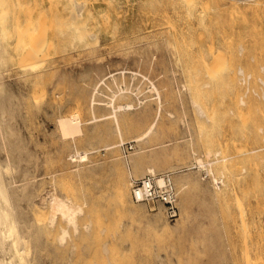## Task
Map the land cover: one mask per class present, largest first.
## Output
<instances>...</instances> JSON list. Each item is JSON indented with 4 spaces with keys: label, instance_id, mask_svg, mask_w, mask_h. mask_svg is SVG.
<instances>
[{
    "label": "rangeland",
    "instance_id": "1",
    "mask_svg": "<svg viewBox=\"0 0 264 264\" xmlns=\"http://www.w3.org/2000/svg\"><path fill=\"white\" fill-rule=\"evenodd\" d=\"M80 1L84 15L75 24L68 19L72 0L5 2L10 54L1 72L11 89L3 93L2 100L8 111L13 109L9 114L14 117L7 112L5 122L14 123L15 132H0V139L5 140H0L4 142L3 146L0 143V160L3 164L10 161L3 170L9 177L5 176V183L15 190L19 214L31 203L43 206L40 196L47 198L56 191L82 204L81 223L92 222L90 230L72 232L61 245L54 238L55 231L45 232L39 226L38 209L30 205L31 214L30 208L25 209L29 216L20 214L28 218L24 221L35 215L30 229H36V237L24 228H29L30 221L22 229L24 239H37V247L35 241L32 246L26 239L32 252L28 254L30 264H247L248 249L247 255L253 260L261 256L259 264H264V115L260 116L264 113V0ZM91 30L98 35L94 43L95 38L87 36ZM112 74L121 84H116ZM104 76L105 83L113 87L129 84L134 92L118 98L117 103L135 105L122 115L124 143L106 150L103 144L117 142L120 135L111 117L92 120L90 104L93 86ZM151 81L162 94L159 116ZM105 83L97 95L98 115L111 111L106 102L117 89ZM199 106L206 110L204 115ZM61 116H78L83 123L81 135L63 137L58 123ZM154 121L153 132L137 141L136 136ZM92 144L102 146L89 154V160L70 159L76 147L91 151ZM138 149L139 155L135 154ZM130 156L139 163H131ZM196 157L205 165L199 166ZM10 163L14 169L11 165L8 169ZM150 164H155L159 174L173 175L179 207L173 220L163 207L139 205L132 198L130 182L150 174L144 173ZM27 170L32 174L23 173ZM120 179L129 181L130 203L142 209L141 216L111 210ZM23 183L31 190L35 186L37 194L32 191L31 201L21 196L25 190L19 192ZM17 193L21 194L17 197Z\"/></svg>",
    "mask_w": 264,
    "mask_h": 264
},
{
    "label": "bare ground",
    "instance_id": "2",
    "mask_svg": "<svg viewBox=\"0 0 264 264\" xmlns=\"http://www.w3.org/2000/svg\"><path fill=\"white\" fill-rule=\"evenodd\" d=\"M83 1V0H82ZM186 1H188V2H193L194 0H186ZM6 0H0V105H1V107H0V132L1 133H3V132H8V134L9 135H12L13 133H15V132H13V125H14V123H13V121L12 120H10V121H12V123H13V125L12 124H9V123H6L5 121H6V119H7V115H6V113L8 112V114H9V112L11 113V110H13V109H9V111L7 110V108L8 107H4V105H3V103H5V102H3V100H2V95H3V93L5 94V92H7V91H9L11 88H10V84H8V82H10V81H8L7 80V78L4 80V76H3V74L2 73H4L3 71L1 72V67L4 65V64H6V62H7V57H8V55L10 54V51L7 49V45H6V41H7V38H6V34H5V30L7 29V24H8V14L4 11L5 10V6H6ZM184 3H185V1H183ZM196 2V1H195ZM194 5V4H193ZM88 8V7H87ZM84 15V3L83 2H81L80 0H72V11H71V14H70V16H69V21H71L72 22V24H75V23H79L80 21H81V18H82V16ZM263 16H264V13L262 14ZM256 16H257V14H256ZM261 17V16H260ZM263 18V17H262ZM262 20H264V19H262ZM67 22V21H66ZM251 22H253V21H251ZM258 22V21H257ZM263 22V21H262ZM68 23V22H67ZM252 25H253V23H251ZM258 24V23H257ZM256 24V25H257ZM260 24V23H259ZM258 24V25H259ZM251 25V26H252ZM255 25V24H254ZM254 27H256V26H254ZM253 27V28H254ZM258 27V26H257ZM259 28V27H258ZM257 30V29H256ZM253 33H255V30H254V32ZM257 33H259V30H258V32L256 31V34ZM88 38L90 37L91 39H94L95 41H91V42H96V36H98L97 35V33H95L94 31H90L89 33H88ZM255 37V36H254ZM256 37H257V35H256ZM112 39V38H111ZM115 39V38H114ZM120 40H121V38H119ZM252 39H255V38H252ZM257 39V38H256ZM87 40H90V39H87ZM143 42V41H142ZM93 43H92V45H93ZM115 43V42H114ZM91 44V43H90ZM89 44V45H90ZM94 45H96V44H94ZM88 47V46H87ZM211 48V47H210ZM213 50H214V47H213ZM216 50V49H215ZM8 51H9V53H8ZM209 51H211V50H208V53H209ZM218 51V50H217ZM217 51H216V53H217ZM220 51V50H219ZM219 51H218V53H219ZM211 53V52H210ZM212 54V53H211ZM213 56H214V54H213ZM258 60H259V58H258ZM214 61V60H213ZM218 61V60H217ZM216 62V61H215ZM218 62H223V60L222 61H218ZM216 65V64H215ZM221 65V64H220ZM10 68V67H9ZM13 68V67H12ZM224 69H226V68H224ZM223 68H222V70H224ZM257 69V68H256ZM5 70H8V69H5ZM228 70V69H227ZM9 71V70H8ZM11 71V70H10ZM32 71V70H31ZM34 71V70H33ZM224 71H226V70H224ZM133 72V71H132ZM222 72V71H221ZM236 72V71H235ZM113 73V72H112ZM120 73H121V71H120ZM220 73V72H219ZM5 74V73H4ZM7 74V73H6ZM31 74V73H30ZM111 74V73H110ZM110 74H109V76H110ZM122 74L123 75H125V71H123L122 70ZM228 74V73H227ZM236 74V73H235ZM117 75V74H116ZM121 75V74H120ZM119 75V76H120ZM134 75H136V73L135 72H133V76ZM215 75V74H214ZM217 75H219L218 73H217ZM10 76V75H9ZM31 76V75H30ZM106 76H107V73H106ZM112 77L111 78H113V80H118V83H116V84H121V83H119V79H117V77L115 76V74H112L111 75ZM132 76V77H133ZM230 76V75H229ZM253 76V75H252ZM105 77V76H104ZM104 77H102L101 79H100V81H101V83H100V81H97V83L93 86V89H92V91H91V94H90V104L92 105L91 107V113H92V115H93V117H92V120H94V121H100V120H103L104 121V119H108V117H111L112 118V120L114 121V125H115V129H116V131H117V133L120 135V138H119V140L117 141V142H107L106 144H103L104 146V149L106 150V149H115V147H118V146H122V144L124 143V141H125V138H124V136H123V134H124V128H123V114H125V113H128V112H130V110H132L134 107H135V105H134V103L133 102H130V101H127V102H125V103H117V99L118 98H120V97H124V96H126L129 92H134V90H132V89H130V87L128 86V85H125V83L123 82V84H124V86L123 87H121L120 85H115L114 87L112 86V84L111 83H109L108 82V84H109V87H110V85H111V87H113V88H115L116 86H117V89L115 88L114 90L113 89H111V90H113V95L111 94V99L110 100H108L107 102H106V104H108V106L111 108V111L109 112V113H107L109 116H106L107 114H105V113H103V115H98L97 114V112H96V106H97V104H99L100 106H101V103L99 102L100 100V98H98L97 97V95L98 94H100L101 92H102V90H101V84L103 83H105L106 82V77L104 78ZM146 77V76H145ZM214 78H215V76H213ZM213 77H211V78H213ZM222 77H224V75L222 76ZM110 78V79H111ZM235 78V77H234ZM108 79V78H107ZM216 79V78H215ZM218 79V78H217ZM216 79V80H217ZM6 80L8 81V82H6ZM215 80V81H216ZM221 80H223V78L221 79ZM108 81V80H107ZM112 80H110V82H111ZM117 82V81H116ZM219 82V81H218ZM222 82V81H221ZM232 82V81H231ZM224 83L225 82H223V85H224ZM108 84H106L105 83V85H107L108 86ZM127 84V83H126ZM234 84V83H233ZM222 85V84H221ZM237 85V84H236ZM12 86V85H11ZM149 87H150V89L151 90H154L155 92H156V98L158 99V110H157V116H159L160 114H161V109H162V94H161V91L159 90V88L157 87V85H156V83L155 82H153V81H151V84L149 85ZM132 88V87H131ZM139 88V87H138ZM237 88H239V87H237ZM102 89H104V88H102ZM136 89V88H135ZM137 91L139 90V89H136ZM234 90V89H233ZM236 90V89H235ZM241 90V89H240ZM239 90V91H240ZM12 91V90H11ZM136 91V92H137ZM12 92H14V91H12ZM12 92H11V94H12ZM16 92V91H15ZM241 92V91H240ZM112 93V92H111ZM138 93V92H137ZM242 93V92H241ZM7 94H8V92H7ZM6 94V95H7ZM14 94V93H13ZM17 94V93H16ZM110 94V93H109ZM240 94V93H239ZM252 95V94H251ZM8 96V95H7ZM10 96V95H9ZM12 97H13V95H11ZM14 96H16V95H14ZM17 98H19L18 96H16ZM108 97H109V95H108ZM11 98V97H10ZM6 99H8L7 97H6ZM6 99H5V101H6ZM12 99V98H11ZM106 99V98H105ZM230 99H231V97H230ZM250 99V98H249ZM9 100V99H8ZM14 100V99H13ZM99 100V101H98ZM251 100V99H250ZM104 101V100H103ZM236 101V100H235ZM234 101V102H235ZM245 101V100H244ZM8 102H10L11 104H12V102L9 100ZM142 100H140V102L139 103H141L142 104ZM242 102L243 101H240V103L242 104ZM6 103H7V101H6ZM198 103V102H197ZM197 103H195V104H197ZM252 103V102H251ZM7 104H9V103H7ZM14 104V103H13ZM13 104H12V106H13ZM243 104H244V102H243ZM6 105V104H5ZM99 105H98V107H99ZM199 105V104H198ZM246 105V104H245ZM251 105V104H250ZM9 106V105H8ZM11 106V105H10ZM9 106V107H10ZM11 106V107H12ZM10 107V108H11ZM198 107V106H197ZM240 107H242V106H240ZM251 107V106H250ZM14 108V107H13ZM102 108H104V107H102ZM106 108V107H105ZM199 108H200V106H199ZM233 108V107H232ZM235 108V107H234ZM233 108V109H234ZM261 108V107H260ZM99 109V108H98ZM236 109H237V107H236ZM236 109H235V111H236ZM241 109V108H240ZM240 109H239V111H240ZM244 109V108H243ZM243 109H241L242 111H244ZM247 109H249V108H247ZM200 112H202L203 113V115H204V111H206V110H203V109H201L200 108V110H199ZM251 111V110H250ZM262 112L263 111H261V114H260V116L261 115H264V113L262 114ZM237 114V113H236ZM246 114V113H245ZM9 115H11V114H9ZM13 115V114H12ZM12 115H11V117H12ZM248 115V114H247ZM102 116V117H101ZM246 116V115H245ZM13 117H14V115H13ZM237 117V116H236ZM240 117V116H239ZM9 118V117H8ZM245 118V117H244ZM251 118V117H250ZM245 119V120H251V119ZM241 119V118H240ZM243 119V118H242ZM260 119H261V117H260ZM2 120H4V121H2ZM262 120H263V118H262ZM8 121V120H7ZM89 121V120H88ZM88 121H87V123H88ZM238 121V120H237ZM261 121V120H260ZM264 121V120H263ZM15 122V121H14ZM90 122V121H89ZM93 122V121H92ZM253 122V121H252ZM58 123H59V130H61L60 132L62 133V136L63 137H65V136H72V137H76V135L78 134H80L83 130H82V128H83V123H82V121L80 120V118L77 116H61L60 118H59V120H58ZM91 123V122H90ZM89 123V124H90ZM97 122H95V124H96ZM248 123V122H247ZM246 123V124H247ZM264 122H262V124H263ZM155 124H156V122L154 121L153 122V124L144 132V133H142L141 135H138V136H136V140L137 141H141V140H143V139H145L147 136H149L152 132H153V130H154V128H155ZM246 124H244V125H246ZM12 125V126H11ZM91 125H92V123H91ZM97 125H99V124H97ZM96 125V126H97ZM264 125V124H263ZM13 127V128H12ZM15 130V129H14ZM17 131H18V129H17ZM16 131V132H17ZM7 134V133H6ZM19 134V133H18ZM100 134H102V133H100ZM16 135V134H15ZM81 135V134H80ZM99 135V134H98ZM1 136V135H0ZM2 136H4V135H2ZM6 136V135H5ZM18 136V135H17ZM103 136V135H102ZM19 137V136H18ZM95 138V137H94ZM102 138V137H101ZM100 138V136L99 137H97V139L99 140V139H101ZM4 138H2V139H0V140H3ZM7 139V138H6ZM14 139H17V142L16 143H19L20 141H18L19 140V138H14ZM89 139V138H88ZM8 140L9 139H7V142H8ZM13 140V139H12ZM3 141H5V140H3ZM9 141H11V139L9 140ZM91 141V140H90ZM2 142V141H1ZM0 142V143H1ZM97 142H99V141H97ZM261 142V141H260ZM6 143V142H5ZM11 143H13V142H11ZM15 143V144H16ZM7 144H9V143H7ZM94 144V143H93ZM93 144H92V149H91V151L90 150H88V149H84V148H78V147H74L75 148V150H74V152H71L70 154H71V156H70V159H71V157H72V159H74V158H77V159H75V160H78L79 159V161H85V159L87 160L88 159V157H89V154L90 153H93V150L95 151L96 149H97V151H98V148L100 147V146H102V145H95L94 147H93ZM4 145V142H3V144L1 143V146H3ZM164 145H166V144H164ZM262 145V144H261ZM5 146H6V144H5ZM10 145H7V147H9ZM16 147H17V144L15 145ZM19 146V145H18ZM24 146V145H23ZM91 146V145H90ZM99 146V147H98ZM20 147V146H19ZM6 148V147H5ZM4 148V149H5ZM13 148V147H12ZM22 148V147H21ZM91 148V147H90ZM11 149V148H10ZM9 149V150H10ZM14 149V148H13ZM13 149H11V151L13 150ZM15 149H17V148H15ZM14 149V150H15ZM100 149V148H99ZM6 150H8V148L6 149ZM118 150V149H117ZM141 150V149H140ZM139 149H138V151L137 150H135L136 152H135V154H140L141 153V151H140ZM264 150V149H263ZM217 151V150H216ZM219 151V150H218ZM13 152H15V151H12V153ZM134 152V151H133ZM215 152V151H214ZM9 153H11V152H9ZM24 153V152H23ZM220 153V152H219ZM19 154V153H18ZM17 153H16V155H18ZM28 154V153H27ZM215 154H216V152H215ZM245 154V153H244ZM15 155V156H16ZM20 155V154H19ZM19 155H18V159H19ZM133 155V157L135 156V157H137V155H134V153L132 154ZM208 155V154H207ZM209 155H210V152H209ZM10 155H8V157H9ZM14 156V157H15ZM118 156V155H117ZM29 156H27V158H28ZM116 157V156H115ZM115 157H113V160H114V158ZM125 157H127V156H125ZM131 157L132 156H130V157H128L129 159H130V161H131V163H133V161H135L133 158H132V160H131ZM138 158V157H137ZM2 159V158H1ZM20 159H21V157H20ZM20 159H19V161H20ZM71 159V160H72ZM122 159V158H121ZM124 159V158H123ZM129 159H127L128 161H129ZM217 159V158H216ZM215 159V160H216ZM248 159V158H247ZM8 160V158L6 159V161ZM26 160V159H25ZM89 160V159H88ZM116 160V159H115ZM120 160V159H119ZM118 160V161H119ZM137 160V159H136ZM220 159H218V161H219ZM223 160V159H222ZM253 160H254V158H253ZM5 161V162H6ZM83 161V162H84ZM126 161V160H125ZM138 161V160H137ZM137 161H135V163H137ZM196 161L199 163V166L201 165H205V162L203 161V159L201 158V157H196ZM195 161V162H196ZM213 161V160H212ZM217 161V160H216ZM255 161V160H254ZM8 162H10L9 160H8ZM8 162H6V163H8ZM14 162V161H13ZM16 162V161H15ZM70 162V161H69ZM77 162V161H76ZM89 162V161H88ZM93 162V161H92ZM4 163V162H3ZM2 163V161L0 160V264H30V262L32 261V259H31V261L29 262V255L32 253V252H29V248H28V246H27V243H26V239H29V238H26V239H24V232H22V229H24V228H26L25 230H27V231H29L30 232V225H32V223H33V221H34V219H35V215H34V218H33V216H32V218H33V220L32 219H29V221H30V223L31 224H29V230L27 229V227H24L23 228V226H28L27 224H26V222H29V221H24V220H28V218L27 219H25V216H24V219L20 216V214L22 213V212H26L27 211V209L28 208H30L29 209V212H30V210L32 209L31 207L33 206V204L31 203V204H29V207H28V205L26 206L27 207V209L25 208V206H23L24 208L22 209V210H24V211H20V214L17 212V209L19 208V206H16V204L19 202V201H16L18 198H16V193H15V190H10L11 189V187L9 188L8 186H7V184L5 183V180H4V178H8V180H9V177L8 176H6V175H4L3 174V170H4V168L6 167L5 165H6V163L5 164H3ZM17 163V162H16ZM79 163V162H78ZM119 163V162H118ZM139 163V162H138ZM137 163V164H138ZM209 164H212L213 162H208ZM214 163H215V161H214ZM254 163V162H253ZM14 164V163H13ZM11 165V163L10 164H8L9 166H8V169L10 168V165L11 166H13V168H10V169H14L15 168V165ZM101 164V163H100ZM127 164V163H126ZM129 164V163H128ZM142 164V163H141ZM18 165H19V163H18ZM131 165V164H130ZM253 165V164H252ZM20 166V165H19ZM134 164L132 165V168H134ZM255 166V165H254ZM93 167V166H92ZM97 167V166H96ZM96 167H94V168H96ZM126 167H128V166H126ZM129 167H131V166H129ZM128 167V168H129ZM141 167H143V166H141ZM249 167V166H248ZM257 167V166H256ZM19 168V167H18ZM89 168H91V167H89ZM137 168H138V166L137 167H135V169L137 170ZM251 168V167H250ZM139 169H141L140 168V166H139ZM255 169V168H254ZM79 170V169H78ZM131 170V169H130ZM142 170V169H141ZM250 170V169H249ZM9 171V170H8ZM31 170H27V171H22L23 173H25L26 172V174L28 173L29 175L30 174H32L31 172H30ZM126 171V170H125ZM132 172H133V170H131ZM140 171V170H139ZM150 173V174H152V175H155V178H156V183H157V185L160 187V188H163V186L165 185V183H166V176L164 175V174H159L158 172H157V169H156V167H155V164H153V165H149L148 167H147V169L145 170L144 169V173ZM175 171V170H174ZM174 171H172L173 173H174ZM177 171V170H176ZM22 172H20V173H22ZM80 172V171H79ZM263 172V171H262ZM5 173V172H4ZM130 173V175L131 174H133V173H131V172H129ZM128 173V174H129ZM137 173V172H136ZM143 173V172H142ZM158 173V174H157ZM25 174V175H26ZM167 174V173H166ZM169 174H170V172H169ZM260 174H261V171H260ZM264 174V173H263ZM8 175H10V174H8ZM21 175L22 174H20V176L19 177H21ZM24 175V174H23ZM24 175V176H25ZM28 175V176H29ZM141 175V174H140ZM170 175H172V173L170 174ZM6 176V177H5ZM13 176V175H12ZM27 176V177H28ZM262 176H264V175H262ZM15 177H17V176H15ZM26 177V176H25ZM24 177V178H25ZM30 177V176H29ZM28 177V178H29ZM32 177V176H31ZM128 177V176H127ZM143 177V176H142ZM173 177V175L171 176V178ZM22 178H23V176H22ZM24 178H23V180H24ZM121 178H123V177H121ZM130 178V177H129ZM15 179V178H14ZM17 179V178H16ZM31 179V178H30ZM29 179V180H30ZM106 179V178H105ZM133 179H134V177H133ZM132 179V180H133ZM173 179V178H172ZM215 179V178H214ZM264 179V178H263ZM262 178H261V181L263 180ZM13 180V179H12ZM25 180H26V178H25ZM24 180V181H25ZM126 180V179H125ZM16 181V180H15ZM18 181V180H17ZM19 181H20V179H19ZM18 181V182H19ZM22 181V180H21ZM23 181V182H24ZM28 180H26V182H27ZM107 181V180H106ZM119 181V180H118ZM173 181H174V179H173ZM216 180H214V182H215ZM264 181V180H263ZM14 182V181H13ZM25 182V183H26ZM29 182V181H28ZM30 182H31V180H30ZM29 182V183H30ZM99 182V181H98ZM128 180H126V181H124V180H121L120 179V181H119V183H117L118 184V188H117V190L115 191V199L116 200H114L113 202L115 203H113V204H111L112 206H111V210L113 211V212H117V209H118V211H123V212H125V211H127V213L128 214H131L132 213V215H133V213L135 214V213H137V214H135V215H137L138 217L139 216H141L139 213H141L142 211V209L140 210V208L139 207H135L134 205H132L131 203H130V200H129V188H128ZM217 182V181H216ZM222 182V181H221ZM9 183V182H8ZM17 183V182H16ZM32 183V182H31ZM130 183H132V181L130 182ZM15 184V183H14ZM103 184V183H102ZM11 185H12V183H11ZM19 185V184H18ZM22 184H20L19 185V187H21V191L19 190V192H22L23 190H25V192L24 193H20L21 194V196L23 195V197H25L28 201H31L32 200V197H33V192L32 191H34V190H36V189H34L35 188V186H34V190L32 189H29L27 186H24V183H23V187L24 188H26V189H24V188H22V186H21ZM26 185H28V183L26 184ZM32 185V184H31ZM100 186V185H99ZM18 187V186H17ZM41 187V186H40ZM110 188V187H109ZM111 189V188H110ZM109 189V190H110ZM42 190V189H41ZM45 190V189H44ZM99 190H100V188H99ZM48 191V190H47ZM34 192H36V191H34ZM51 192V191H50ZM54 192V191H53ZM56 192V191H55ZM48 193V194H51V196H48V194H47V198H45V197H42V196H44L43 194L40 196L41 197V204L43 205V206H36V200H33L34 202H35V207L38 209V215H37V220L39 221V223H40V225L39 226H41V227H43L44 229V231L46 232V231H49V229H52V232L53 231H55V233L57 234V237H54V235L55 234H53V237L54 238H57L56 239V241H58V243H60L61 245L63 244L64 245V243L67 241V239H68V237L69 236H71V235H73V234H71L72 232L74 233H78V232H80L81 231V229H83L84 230V228H87L88 230H90L89 228H91V224H92V222L91 221H85V222H83V223H81V220H79L80 218V215H82V214H80V213H82V211L84 210V207L82 206V204L81 203H78V202H76L75 200H74V198L73 199H70V197L71 196H69V198L67 197V195H65L67 198H65L64 197V194L63 195H58L57 193ZM104 192V191H103ZM45 193H47V192H45ZM264 193V192H263ZM20 194H18L17 193V197H18V195H20ZM36 194H37V192H36ZM40 194V193H39ZM21 196H19L20 198V200H21ZM62 196V197H61ZM112 196V195H111ZM264 196V195H263ZM36 197L38 198V195H36ZM39 197V198H40ZM25 198H24V202L26 201L25 200ZM262 200H263V198H262ZM261 200V201H262ZM28 201H26V202H28ZM116 201V202H115ZM17 202V203H16ZM87 202V201H86ZM84 203V202H83ZM139 203V205H140V203L141 204H143L144 205V203L143 202H138ZM263 203V202H262ZM19 204H23V203H19ZM18 205V204H17ZM20 205V206H21ZM30 205H32L31 207H30ZM38 205V204H37ZM33 206V207H34ZM22 207V206H21ZM34 207V208H35ZM47 208L46 210L44 209V208ZM119 207V208H118ZM264 207V206H263ZM17 208V209H16ZM35 208V209H36ZM160 208V207H159ZM21 209V208H20ZM25 209H26V211H25ZM161 210V209H160ZM33 212V211H32ZM32 212H30V214L32 213ZM261 212V211H260ZM28 213V212H27ZM85 213V212H84ZM119 213V212H118ZM126 213V212H125ZM158 213V212H157ZM30 214H26L25 213V215L26 216H29ZM142 214V213H141ZM22 215H23V213H22ZM157 215V214H156ZM58 216H59V218H58ZM264 216V215H263ZM57 218L58 219H60V221L58 220L57 221ZM136 218V217H135ZM141 218V217H140ZM140 218H137V219H140ZM32 220V221H31ZM62 220H63V222H62ZM141 221V220H140ZM260 221H261V219H260ZM35 222H36V220H35ZM142 222V221H141ZM163 223V222H162ZM34 224V223H33ZM37 224H38V222H37ZM33 226V225H32ZM38 226V225H37ZM261 226V225H260ZM33 228V227H32ZM34 228H37V227H34ZM47 229V230H46ZM53 229H56V230H53ZM34 230V229H33ZM39 230V229H38ZM37 230V231H38ZM57 230H58V232H57ZM27 231L25 232V236L27 235L26 233H27ZM35 232H36V229L34 230ZM34 231L32 232V230H31V232H32V234H31V232H30V236L31 237H36L35 236V234H34ZM42 231V230H41ZM43 231V232H44ZM87 231V230H86ZM28 232V233H29ZM44 232V233H45ZM261 232V231H260ZM39 233V232H38ZM37 233V234H38ZM49 233V232H48ZM46 235H47V233H45ZM80 234V233H79ZM250 234V233H249ZM29 235V234H28ZM40 235V234H39ZM38 235V240H40V241H38V243H40L41 242V238H39L40 236ZM50 235V234H49ZM75 235V234H74ZM30 236H26V237H30ZM43 235H41V237H42ZM48 236V235H47ZM251 236H253V235H251ZM33 237V238H34ZM73 237V236H72ZM261 237V236H260ZM32 238V239H33ZM50 238V237H49ZM70 238V237H69ZM261 239V238H260ZM36 240L37 239H35L34 241H35V243L33 244L32 242H34V241H32L31 239H29V243L31 244H33L34 246H36L37 247V245H35L36 244ZM32 241V242H31ZM43 241V240H42ZM44 241H45V238H44ZM43 241V242H44ZM45 243V242H44ZM31 244V245H32ZM43 244V243H42ZM41 244V246L43 247V245ZM59 244V245H60ZM261 244V243H260ZM31 245H29V246H31ZM32 245V246H33ZM60 245V246H61ZM75 245V244H74ZM35 247V248H36ZM38 247H40V245H38ZM42 247H40V248H42ZM43 249V248H42ZM247 249V248H246ZM30 250H31V247H30ZM104 250H105V248H104ZM34 252V251H33ZM43 252V251H42ZM247 253H249V249H248V251H247ZM247 253H246V251H245V254H246V256H248V257H246L245 258V260L247 261V264H259V260H261V256H258L259 258H255L254 260H253V258H251L250 257V254H248L247 255ZM258 253V252H257ZM29 254V255H28ZM69 254H70V252H69ZM262 254V253H261ZM31 256V255H30ZM256 256V257H257ZM33 257V256H32ZM35 260V259H34ZM263 261V260H262ZM254 262V263H253ZM34 263V262H33ZM263 263V262H262ZM38 264V263H37ZM67 264H71V263H67Z\"/></svg>",
    "mask_w": 264,
    "mask_h": 264
},
{
    "label": "built area",
    "instance_id": "3",
    "mask_svg": "<svg viewBox=\"0 0 264 264\" xmlns=\"http://www.w3.org/2000/svg\"><path fill=\"white\" fill-rule=\"evenodd\" d=\"M166 176V183L160 188L155 175L147 174L135 178L131 183V195L135 202H143L150 206L163 207L166 216L173 220L179 215L178 190L170 174Z\"/></svg>",
    "mask_w": 264,
    "mask_h": 264
}]
</instances>
